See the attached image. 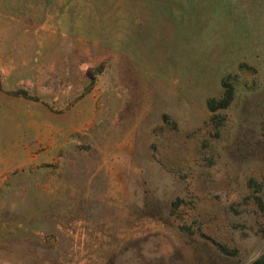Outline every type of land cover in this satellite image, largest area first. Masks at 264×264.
<instances>
[{"label": "rangeland", "instance_id": "1", "mask_svg": "<svg viewBox=\"0 0 264 264\" xmlns=\"http://www.w3.org/2000/svg\"><path fill=\"white\" fill-rule=\"evenodd\" d=\"M256 263L264 0H0V264Z\"/></svg>", "mask_w": 264, "mask_h": 264}, {"label": "trees", "instance_id": "2", "mask_svg": "<svg viewBox=\"0 0 264 264\" xmlns=\"http://www.w3.org/2000/svg\"><path fill=\"white\" fill-rule=\"evenodd\" d=\"M232 99H233V90L229 89L228 91H226L224 97L220 102H216L214 100L209 101L208 109L210 112H214L216 109H225L230 105ZM256 264H260V263H256Z\"/></svg>", "mask_w": 264, "mask_h": 264}]
</instances>
